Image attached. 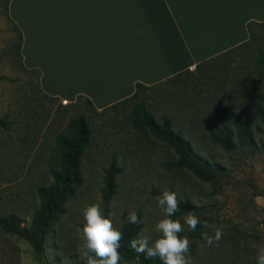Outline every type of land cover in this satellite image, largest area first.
<instances>
[{
	"label": "rangeland",
	"instance_id": "rangeland-1",
	"mask_svg": "<svg viewBox=\"0 0 264 264\" xmlns=\"http://www.w3.org/2000/svg\"><path fill=\"white\" fill-rule=\"evenodd\" d=\"M6 5L7 0H0V118L9 122L7 129L0 128V217L14 213L22 225L30 223L39 206L37 189L50 185L51 173L58 167L56 137L71 119L84 114L91 138L81 161L83 184L53 222L44 251L37 254L23 239L0 230V264H79L85 252L79 231L83 210L92 204H98L118 230L123 214L135 211L142 223L140 234L155 240L159 234L154 226L163 213L154 190L176 192L196 207L201 221H207L208 228L199 226L193 233L185 225L180 234L191 241L193 264H256L264 247V131L253 105L264 92V66L258 62V52L264 50V27L254 28L256 39L230 56L232 62L227 57L228 62L194 68L177 81L143 91L124 108L100 113L83 100L70 107L40 92L34 74L21 68ZM141 101L158 122L170 119L174 131L219 165L211 182L172 169L173 151L149 133L132 128V109ZM217 107L236 111L244 107L253 115L251 145L235 142L227 151L209 141L207 127L224 121ZM113 158L120 172L115 195L106 202L101 195L104 171ZM185 216L171 218L183 224ZM216 228L223 237L218 246L209 247L201 233L213 235Z\"/></svg>",
	"mask_w": 264,
	"mask_h": 264
},
{
	"label": "crops",
	"instance_id": "crops-1",
	"mask_svg": "<svg viewBox=\"0 0 264 264\" xmlns=\"http://www.w3.org/2000/svg\"><path fill=\"white\" fill-rule=\"evenodd\" d=\"M41 92L101 111L214 58L264 23V0H9Z\"/></svg>",
	"mask_w": 264,
	"mask_h": 264
},
{
	"label": "trees",
	"instance_id": "trees-1",
	"mask_svg": "<svg viewBox=\"0 0 264 264\" xmlns=\"http://www.w3.org/2000/svg\"><path fill=\"white\" fill-rule=\"evenodd\" d=\"M8 3L9 0H7L6 5L7 15ZM9 20L11 21L10 18ZM12 24L14 27V33L16 34V37H13V44L17 50L16 54L19 57L21 68L25 72L34 74L38 86L40 73L37 70H29L23 66L20 54L22 34L13 22ZM246 27L250 36L247 42L214 58L199 63L195 67V70L216 61H223L227 57L229 58V63L232 62V58L230 56L238 54V50L249 46L250 43L256 39L254 28L264 27V23L258 24L255 22H249ZM258 53V62L264 66V50H261ZM225 61L228 62V60ZM189 72L190 71L187 69L150 87L136 83L135 92L132 96L106 107L101 110L100 113L124 108L125 104L136 101L143 91L170 84L171 82L177 81L183 74H187ZM1 79H3V77L0 76V80ZM44 96L54 99L45 94ZM81 100L85 101L95 112H97L91 105L90 101L82 96H78L76 102L69 103L68 106H77ZM259 100L260 101L258 103L253 105V113L259 119L264 131V92L259 95ZM215 110L216 113L224 119V121L218 125L207 127L206 132L211 143L220 146L222 149L227 151L232 149L235 142L241 146H249L253 143V130L256 128V124L253 115L246 108L243 107L236 111L232 108L217 107ZM131 124L135 131L149 133L152 138L173 151L176 156V160L170 165L172 169L186 170L202 182H211L219 173L220 167L216 162L201 156L198 151L192 147L187 139L182 137L178 131H174L170 119L164 117L160 122H158L147 110L146 105L142 101L134 104L131 113ZM8 126L9 122H7L4 118H0V128L7 129ZM90 138L91 129L84 114H80L68 122L66 131L59 133L56 137L59 156L58 167L51 173L52 182L50 185L41 186L37 189L39 206L34 211L30 223L26 226L22 225V220L16 214L10 213L0 217L1 231L23 239L37 254H41L44 251L46 238L53 222L64 214L66 203L74 197L77 190L83 184L81 161L85 149L90 143ZM119 172L120 169L116 165V159L113 158L104 171L101 195L103 200L106 202L110 201L115 195V179ZM162 192L163 191L160 190H154L153 194L157 196L161 195ZM178 199L181 201L180 211L177 212L175 216L183 214L187 215L190 212H194L195 214L197 213L196 207L189 200L181 199L180 197H178ZM127 217L128 214H123L122 224L119 229L124 235V238L121 241V248L119 249L123 257L121 264L130 262L134 263L136 254L131 250L129 245L132 239L137 238L142 229V223L139 225H132L127 222ZM198 230L199 226L193 233H196ZM140 259L141 264H161V261L158 258L147 260L141 256ZM79 264H84V260H82Z\"/></svg>",
	"mask_w": 264,
	"mask_h": 264
},
{
	"label": "clouds",
	"instance_id": "clouds-1",
	"mask_svg": "<svg viewBox=\"0 0 264 264\" xmlns=\"http://www.w3.org/2000/svg\"><path fill=\"white\" fill-rule=\"evenodd\" d=\"M259 170L258 165L257 171ZM154 199L163 213V218L154 226V232L159 236L153 240L151 236L141 233L130 241L129 246L136 254L134 264H141V256L147 260L158 258L161 264H193L190 256L191 241L180 234L184 232L185 225L192 232H195L198 226L208 228L207 221H201L194 212L183 217V224L180 219H172L171 217L180 211L181 202L174 191L164 190ZM83 218V228L79 231L82 232L81 245L86 250L82 256L84 264H121L123 257L119 249L124 238L122 231L104 216L98 204L86 207L83 210ZM127 222L139 225L141 220L135 211H131ZM201 237L209 247L218 246L223 233L220 228H216L213 235L204 232ZM256 264H264V247L258 251Z\"/></svg>",
	"mask_w": 264,
	"mask_h": 264
},
{
	"label": "built area",
	"instance_id": "built-area-1",
	"mask_svg": "<svg viewBox=\"0 0 264 264\" xmlns=\"http://www.w3.org/2000/svg\"><path fill=\"white\" fill-rule=\"evenodd\" d=\"M61 102H62L63 104H65V103H66V101H64V100H62Z\"/></svg>",
	"mask_w": 264,
	"mask_h": 264
}]
</instances>
